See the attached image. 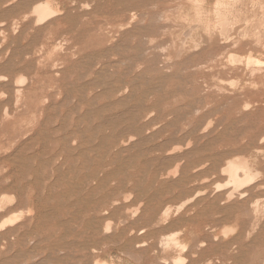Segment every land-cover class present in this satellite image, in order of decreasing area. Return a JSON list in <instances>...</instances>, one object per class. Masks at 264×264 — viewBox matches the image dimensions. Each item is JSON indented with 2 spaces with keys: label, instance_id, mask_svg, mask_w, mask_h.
I'll use <instances>...</instances> for the list:
<instances>
[{
  "label": "rangeland",
  "instance_id": "obj_1",
  "mask_svg": "<svg viewBox=\"0 0 264 264\" xmlns=\"http://www.w3.org/2000/svg\"><path fill=\"white\" fill-rule=\"evenodd\" d=\"M12 1L0 0V75L9 85L0 86V223L7 225L0 229V264L15 262L16 253L13 264H263L264 65L246 61L264 62L256 45L264 42L258 20H264V0L261 7V0H194L199 6L193 0H41L58 13L41 25L32 17L18 32L14 23L39 0L7 13L18 4ZM248 7L261 11L249 19ZM224 12L233 18L229 33ZM131 13L138 20L130 26ZM246 22L258 27L252 31ZM8 58L13 65L3 71ZM125 86L130 92L121 106L117 93ZM16 89L23 93L17 105ZM247 102L253 105L244 110ZM94 108L101 115L82 116ZM115 117L117 125L99 128ZM128 129L137 130L136 139L148 138L117 154ZM120 131L125 135L117 137ZM183 149L180 160L168 158ZM241 158L259 174L228 200L233 187L222 170ZM177 165L181 175L168 177ZM167 209L169 217L162 215ZM9 215L16 220L7 221ZM169 235L179 246L162 247Z\"/></svg>",
  "mask_w": 264,
  "mask_h": 264
},
{
  "label": "bare ground",
  "instance_id": "obj_2",
  "mask_svg": "<svg viewBox=\"0 0 264 264\" xmlns=\"http://www.w3.org/2000/svg\"><path fill=\"white\" fill-rule=\"evenodd\" d=\"M11 1V0H10ZM36 1H38V0H13L12 1V3H14V2H17L18 4L16 5V6H14L13 8H11L10 10H8L7 11V13H13V12H15V11H18L19 9H26L28 6H29V4H31V3H33V2H36ZM41 0H39L36 4H35V6L31 9V12H29V13H25L24 14V16L20 19V22H15L14 23V26H15V28L13 27L12 29H13V31L14 32H18L17 31V29L19 28V25L22 23V22H28V21H30L31 20V18L32 17H35V24L36 25H41V24H43V22H45L49 17H52V16H54L55 14H57L58 13V11L57 10H54L52 7H51V5H50V3L49 2H40ZM190 1V0H189ZM199 1V0H198ZM198 1H194L193 0V2L195 3H198ZM201 1V0H200ZM231 1H233V3H234V1H236V3L238 2L237 0H231ZM245 3H246V1H248V0H243ZM52 2H54V1H52ZM101 2V1H100ZM134 2V1H133ZM186 2H188L187 0H186ZM220 2V1H219ZM244 2H241L242 3V5L244 4ZM251 2V1H250ZM249 2V3H250ZM253 2V1H252ZM54 3H56V2H54ZM93 3V2H92ZM193 3V4H194ZM195 3V4H196ZM232 3V2H231ZM231 3H230V5H231ZM239 3V2H238ZM237 3V4H238ZM240 3V4H241ZM249 3H247V5L249 4ZM258 3V2H257ZM259 3H260V1H259ZM258 3V4H259ZM10 4V3H9ZM8 4V5H9ZM53 4V3H52ZM84 4V3H83ZM88 4V3H87ZM191 4H192V0H191ZM217 3H215V5H216ZM235 4V3H234ZM233 4V5H234ZM251 4L252 3H250V6H251ZM263 4V2H262V0H261V4H259L258 6H260V5H262ZM7 5V4H6ZM5 5V6H6ZM13 5V4H12ZM80 5H81V3H80ZM92 5V4H91ZM196 5H198V4H196ZM214 5V6H215ZM218 5H219V3H218ZM233 5H231L232 7H233ZM254 5V4H253ZM53 6V5H52ZM199 6V5H198ZM223 6H225L224 5V2L222 1L221 2V9H222V7ZM230 6V7H231ZM235 6V5H234ZM249 6V7H250ZM256 6V5H255ZM257 6V7H258ZM216 7V6H215ZM219 7H220V5H219ZM229 7V6H228ZM227 7V8H228ZM241 7V6H240ZM244 7H245V5L243 6V8H241L242 10H244ZM248 7V11L250 10V8ZM257 7H256V9H257ZM261 7V6H260ZM263 8H261V9H263L264 10V5L262 6ZM88 8V7H87ZM235 8V12H236V14L237 13H239V10H240V8H239V6H236V7H234ZM246 8H247V6H246ZM245 8V11L247 10ZM251 8H253L252 9V11H254V6L252 7L251 6ZM197 9H199V8H197ZM219 9V8H218ZM220 9V10H221ZM232 9V8H231ZM230 8H229V10H231ZM238 11H237V10ZM259 9V8H258ZM258 9H257V13H258ZM58 10H59V8H58ZM216 10V9H215ZM214 10V11H215ZM219 10V11H220ZM224 10H226V8L225 9H223V11ZM229 10H228V12H229ZM262 10V11H263ZM218 11V10H217ZM251 10L249 11L250 12V15H249V19H251L250 17L252 16V13H254V12H252ZM256 11V10H255ZM259 11H261L260 9H259ZM5 12H6V10H5ZM201 12V11H200ZM225 12H227V11H225ZM224 12V13H225ZM232 11H230L229 13H231ZM248 12V13H249ZM252 12V13H251ZM264 12V11H263ZM1 13H2V11H1ZM1 13H0V16H1ZM4 13V12H3ZM139 13V12H138ZM167 13V12H166ZM165 13V14H166ZM191 13V12H190ZM194 13V12H193ZM203 13V12H202ZM201 13V14H202ZM215 13V12H214ZM219 13V12H218ZM221 13V12H220ZM240 13H241V10H240ZM240 13H239V15H240ZM245 13V12H244ZM256 13V12H255ZM254 13V14H255ZM256 13V14H257ZM94 14V13H93ZM217 14V13H216ZM226 14V13H225ZM236 14H233V16L234 15H236ZM242 14V13H241ZM246 14L247 13H245V15L243 14V16L241 17L242 19H243V17L244 16H246ZM260 14V13H259ZM259 14H258V16H259ZM261 14H262V12H261ZM197 15V14H196ZM229 16L231 15L232 16V14H228ZM227 14H226V17L228 16ZM199 16H200V14H199ZM199 16H197V18H199ZM218 16V15H217ZM219 16H222L221 14L219 15ZM228 16V17H229ZM237 16V15H236ZM236 16H234V17H236ZM255 17L257 16V15H254ZM21 17V16H20ZM174 17V16H173ZM215 17H216V15H215ZM222 17H224V16H222ZM226 17H224V18H226ZM240 17V16H239ZM253 17V16H252ZM264 17V16H263ZM262 17V18H263ZM167 18V17H166ZM223 18V19H224ZM231 17H229V19H230ZM240 18V19H241ZM248 19V17L246 16L245 17V19ZM254 18V17H253ZM222 19V20H223ZM227 19V18H226ZM236 19H238L237 17L235 18V20ZM239 19V20H240ZM246 19V20H247ZM260 19V22L263 24L264 22H262V21H264V20H262L260 17L258 18V20ZM264 19V18H263ZM11 20V19H10ZM128 20H129V25L131 26L132 24H134L137 20H138V15L136 14V13H131L130 14V16H129V18H128ZM166 20V19H165ZM179 20H181V18L179 19ZM187 20V19H186ZM198 20V19H197ZM196 20V21H197ZM225 20V19H224ZM228 20V19H227ZM252 20H254V19H252ZM262 20V21H261ZM13 21H15V20H13ZM182 21V20H181ZM200 21V20H199ZM226 21V20H225ZM229 21V20H228ZM227 21V22H228ZM231 21H233V18L232 19H230V23H226L225 24V22L224 21H221L220 23H224L225 25H226V29H228L227 30V32L229 31L230 32V29L228 28V26L227 25H229V24H232V22ZM249 21V20H248ZM257 21V20H256ZM172 22V21H171ZM184 22H185V20H184ZM198 22V21H197ZM236 22V21H235ZM240 22V21H239ZM244 22V21H243ZM251 22V21H250ZM258 22V21H257ZM256 22V23H257ZM219 23V22H218ZM220 23H219V25H220ZM247 23V22H246ZM256 23H255V25H254V29H255V26L256 27H258V25H256ZM196 24V23H195ZM194 24V25H195ZM207 24V23H206ZM236 24V23H235ZM245 24V23H244ZM247 24H249V23H247ZM252 24V23H251ZM251 24H249L248 25V27H247V25L245 26V27H247V28H249V26H251ZM25 25V24H24ZM208 25V24H207ZM218 25V26H219ZM261 25V24H260ZM26 26V25H25ZM196 26H198L197 24H196ZM221 26V25H220ZM219 26V31L220 30H224V29H222L221 27ZM232 26V25H231ZM262 26V25H261ZM261 26H260V28H261ZM197 28V27H195V26H192V28ZM222 27H224L225 28V26H222ZM229 27H230V25H229ZM245 27H243V28H245ZM252 27H253V25L251 26V29H252ZM264 27V26H263ZM193 28V29H194ZM218 28V27H217ZM216 28V29H217ZM231 28H233V26L231 27ZM175 29V28H174ZM205 29H207V27L205 26ZM215 29V30H216ZM225 29V30H226ZM250 29V28H249ZM248 29V30H249ZM254 29H252V31L254 30ZM264 29V28H263ZM189 30H190V27H189ZM232 30V29H231ZM242 30H245V29H242ZM258 30V29H257ZM191 31V30H190ZM207 31H208V29H207ZM212 31V30H211ZM239 31H241V30H239ZM238 31V32H239ZM251 31V32H252ZM262 31V30H261ZM264 31V30H263ZM2 32V31H1ZM14 32H12V33H14ZM188 32V30H186V33ZM225 32V31H224ZM226 32V33H227ZM228 32V33H229ZM237 32V33H238ZM245 33H243L244 34V36H245V34H246V31H244ZM248 32V31H247ZM250 32V33H251ZM185 33V31H184V33H182V34H186ZM188 33H190V32H188ZM227 33V34H228ZM241 33V34H240ZM254 33H255V31H254ZM264 33V32H263ZM27 34V33H26ZM221 34H223V32L222 33H220V35ZM239 34L240 35H242V31L241 32H239ZM258 34V33H257ZM257 34H254V36L255 35H257ZM261 34V33H260ZM188 34H186V35H183V37L185 36V38L186 37H189V36H187ZM219 35V36H220ZM224 35V34H223ZM238 35V34H237ZM239 35V36H240ZM247 35H248V33H247ZM250 36H251V34H249ZM22 36V35H21ZM221 37H224V36H222L221 35ZM225 37H226V41H227V37L228 36H226L225 35ZM225 37H224V39H225ZM246 37V36H245ZM249 37V36H248ZM2 38H3V35H2ZM30 38V37H29ZM249 38H251V37H249ZM248 38V39H249ZM253 38V37H252ZM229 39H231V37L229 38ZM59 40V39H58ZM202 40V39H201ZM200 40V41H201ZM29 41V40H28ZM32 41V40H31ZM184 41H185V39H184ZM184 41H183V43H184ZM225 40L223 41V42H226ZM5 42V38L4 39H2L1 40V43H0V46H2L3 45V43ZM119 42V41H118ZM28 43H30V42H28ZM256 43V42H255ZM33 44V43H32ZM37 44V43H36ZM35 44V45H36ZM175 44V43H174ZM181 44V43H180ZM12 45V44H11ZM26 45V44H25ZM172 45V44H171ZM257 46H259V47H261V50L263 49V51H264V42L263 43H261L260 41L259 42H257V44H256ZM59 46H60V44H59ZM183 46H184V44H183ZM183 46H181L182 47V49H183ZM117 47V46H116ZM1 48V47H0ZM113 48H115V45H114V47ZM119 48V47H118ZM118 48H116V49H118ZM123 48V47H122ZM195 48V47H194ZM18 49H19V47H18ZM24 49V48H23ZM23 49H21V52H22V50ZM55 49V48H54ZM124 49V48H123ZM196 49V48H195ZM10 50H12V52H14L13 51V49H10ZM17 50V48L15 49V51ZM174 50V49H173ZM9 51V50H8ZM8 51H7V53H8ZM19 51V50H18ZM54 51V50H53ZM20 52V53H21ZM7 53H5V54H7ZM16 52H14V54H15ZM24 53H25V51H24ZM108 53V52H107ZM180 53V52H179ZM182 53V52H181ZM10 54V53H9ZM13 53H12V55H14ZM12 55H11V57H12ZM19 55V54H18ZM76 54H72V56H75ZM233 55V54H232ZM231 55V56H232ZM28 56V55H27ZM230 55H228V57H229ZM233 56H235V55H233ZM48 57V56H47ZM87 57V56H86ZM86 57H82V59H81V62H84V60L86 59ZM168 58V57H167ZM220 58V57H219ZM233 58V57H232ZM232 58H230V59H232ZM236 58V56L234 57V60H239V57H238V59H235ZM243 58V57H242ZM89 59V58H88ZM166 59V58H165ZM229 59V58H228ZM227 59V60H228ZM244 59V58H243ZM8 60H9V58H8ZM47 60V59H46ZM169 60V59H168ZM233 60V59H232ZM41 61V60H40ZM127 61V60H126ZM241 61H242V59H241ZM248 61V62H247ZM247 61H246V64L248 65L249 63H250V65H251V63L252 64H254V65H257V66H262V65H264V62L263 61H260V60H257V59H255L254 57H252V56H248V58H247ZM231 62V61H230ZM232 62H235L236 63V61H232ZM113 63V62H112ZM124 63V62H123ZM240 63V62H239ZM238 63V64H239ZM38 64V63H37ZM40 64V63H39ZM38 64V65H39ZM111 64V63H110ZM231 64H233V63H231ZM13 64H12V61L11 60H9L8 62H6V64H5V66H4V64H3V66H4V70L3 71H5V69L7 70V69H10L11 68V66H12ZM240 65H242V63L240 64ZM41 66V65H40ZM249 66V65H248ZM54 67V66H53ZM71 67V66H70ZM234 67V66H233ZM247 67V66H246ZM259 68V67H258ZM20 69V68H19ZM23 70H25V69H22V71ZM255 70V69H254ZM0 71H1V69H0ZM17 71V70H16ZM256 71H260V69L259 70H257L256 69ZM2 72V71H1ZM0 72V73H1ZM36 72V71H35ZM252 73V72H251ZM97 74V73H96ZM253 74V73H252ZM106 78V77H105ZM166 79V78H165ZM214 79H216V78H214ZM213 80V79H212ZM8 81V78L6 77V76H3L2 74L0 75V86L2 87V86H4V88L5 87H8L9 85L6 83ZM30 81V80H29ZM23 82H24V80H18L17 82H15V83H17V85L19 86V84H23ZM88 82V81H87ZM219 82H220V80H219ZM223 82V81H222ZM230 82H233V81H230ZM86 83V82H85ZM93 83V82H92ZM106 83V82H105ZM221 83V82H220ZM237 83V81H235V85H237L236 84ZM247 83V82H246ZM83 84V83H82ZM88 84V83H87ZM94 84H95V81H94ZM97 84H98V82H97ZM187 84H188V82H187ZM234 85V84H233ZM22 86V85H21ZM53 86V85H52ZM245 86V85H244ZM23 87V86H22ZM230 87V86H229ZM251 87V86H250ZM249 87V88H250ZM132 88V87H131ZM152 89V88H151ZM157 89V88H156ZM218 89V88H217ZM220 89V88H219ZM100 90V89H99ZM130 90V86H125V87H122L119 91H118V93L117 94H119L118 95V99H117V103H118V105H124L125 104V102H126V100H127V97L125 96L128 92H130L129 91ZM222 90V89H221ZM225 91V90H224ZM15 93H14V97H15V94H16V99L14 98V104L15 105H17V104H19L20 103V101L21 100H23L22 99V97H23V93H22V90L21 89H16L15 91H14ZM34 94V93H33ZM1 95H4V94H1ZM35 95V94H34ZM65 96H66V94H64ZM94 97V96H93ZM99 96H95L94 97V99H97ZM71 98V97H70ZM149 99V98H148ZM6 101V100H5ZM11 101V100H10ZM33 101V100H32ZM153 101V100H152ZM45 102H46V100H45ZM92 103V102H91ZM111 103V102H110ZM3 104V103H2ZM9 104V103H8ZM13 104V105H14ZM15 105H14V107H15ZM253 104L252 103H249V102H247V103H245V104H243L242 106H243V109L245 110H247L249 107H251ZM255 105V104H254ZM185 106V105H184ZM48 107V106H47ZM50 107V106H49ZM52 107V106H51ZM101 107V106H100ZM99 107V108H100ZM133 107V106H132ZM136 107V106H135ZM183 107V106H182ZM5 108V107H4ZM13 108V107H12ZM109 108V107H108ZM139 108V107H138ZM220 108V107H219ZM6 109V108H5ZM8 109V108H7ZM127 109V108H126ZM133 109H137V108H133ZM9 110V109H8ZM129 110V109H128ZM219 110V109H218ZM4 112V116H6V118H8V112H7V110H3ZM67 111V110H66ZM134 112H135V110H134ZM138 112V111H137ZM77 113V112H76ZM83 113H85V112H83ZM82 113V116H84V117H86L85 115H93L94 117H96V116H98L99 114L101 115V110H98V108H94L92 111H90V112H88V113H85V114H83ZM121 113V112H120ZM124 113H125V111H124ZM131 113H133V112H131ZM196 113H199V109H197L196 110ZM153 114V113H152ZM117 115H119L118 113H117ZM116 116V115H115ZM120 116V115H119ZM78 118H79V116H77ZM88 117V116H87ZM105 117V116H104ZM114 117V116H113ZM5 118V119H6ZM10 118V117H9ZM68 118V117H67ZM77 118V119H78ZM106 118V117H105ZM116 118V117H115ZM125 118V117H124ZM154 118V117H153ZM45 119H46V117H45ZM21 120V119H20ZM47 120V119H46ZM207 122H208V120H207ZM119 123V118H116V119H112L111 118V120H108V119H105V120H103V122L100 124V123H98V124H100L99 125V128H103V127H112V126H115V125H117ZM173 123V122H172ZM44 124V123H43ZM72 124V123H71ZM174 124V123H173ZM190 124V123H189ZM59 125V124H58ZM67 126V125H66ZM94 126H96V125H94ZM191 126V125H190ZM56 127V126H55ZM77 127V126H76ZM92 127V126H91ZM97 127V126H96ZM188 127V126H187ZM81 128V127H80ZM94 128V127H93ZM95 129V128H94ZM130 129H132V128H130ZM57 131V130H56ZM133 131H135V132H133ZM195 131V130H194ZM202 131H203V129H202ZM140 133H141V131H139ZM218 132H219V130H218ZM69 133V132H68ZM67 133V134H68ZM120 133H121V131H120ZM122 133H124V132H122ZM119 134V135H117V137H119V136H122V135H125V133L124 134ZM127 134H129L130 136L128 137V139H125V140H122L121 141V143L118 145V147H117V150H116V153L117 154H121V153H123V152H125V151H128L129 149H132V148H136L137 146H140L142 143H144L145 141H146V139L148 138V137H145L146 139H144V138H141V139H136L135 137L136 136H140L139 135V133L137 132V130H135V129H133V130H127V132H126ZM152 133V132H151ZM240 134V133H239ZM40 135V134H39ZM185 135V134H184ZM36 136H37V134H36ZM52 136V135H51ZM114 136V135H113ZM115 137V136H114ZM143 137V136H142ZM186 137V136H185ZM190 137V136H189ZM140 138V137H139ZM149 138H150V136H149ZM190 138H188V140H189ZM208 140H210L209 138H208ZM148 141V140H147ZM167 141V140H166ZM165 141V142H166ZM174 141V140H173ZM72 142H74V141H72ZM72 142H70V143H72ZM99 142V141H98ZM161 142H163V141H161ZM160 142V143H161ZM182 142V141H181ZM167 143V142H166ZM175 143V142H174ZM188 143H189V141H188ZM187 143V144H188ZM192 143V142H191ZM196 143H198V142H196ZM78 144V143H77ZM262 144H264V133L260 136V141H259V145H262ZM184 145H186V144H184ZM189 145H190V143H189ZM204 145V144H203ZM158 146V145H157ZM176 146V145H175ZM178 146V145H177ZM176 146V147H177ZM221 146V145H220ZM42 147V146H41ZM40 147V148H41ZM91 147V146H90ZM93 147V146H92ZM172 147H174V146H172ZM181 147V146H180ZM186 147V146H185ZM184 147V148H185ZM189 146H187L186 148H188ZM197 147V146H196ZM222 147V146H221ZM154 148H155V146H154ZM153 148V149H154ZM200 148V147H199ZM143 149H145V148H143ZM151 149H152V147H151ZM151 149H150V151H151ZM177 149H178V147H177ZM222 149V148H221ZM257 149V151H260L262 148L259 146V147H257L256 148ZM147 150H149V149H147ZM174 150H175V148H174ZM184 150V149H183ZM187 150V149H186ZM195 150H198V148L197 149H195ZM17 151V150H16ZM115 151V150H114ZM138 151H140L139 149H138ZM142 151V150H141ZM177 151V150H176ZM188 151V150H187ZM193 151V150H192ZM222 151V150H221ZM148 152V151H147ZM190 152V151H189ZM225 152V151H224ZM16 153V152H15ZM14 153V154H15ZM43 153V152H42ZM167 153V152H166ZM187 153V152H186ZM217 153H219V152H217ZM221 153H223V152H221ZM168 154V153H167ZM184 154H185V150H184V152H174L173 151V153L171 152V154H169L168 156V158L171 160V159H175V160H180L181 158H183V156H184ZM187 154H189V153H187ZM224 154V153H223ZM186 155V154H185ZM188 156V155H187ZM190 156V155H189ZM214 156V155H213ZM218 156V155H217ZM223 156V155H222ZM186 157V156H185ZM207 157V156H206ZM210 157V156H209ZM224 157V156H223ZM52 158V157H51ZM125 158V157H124ZM127 158V157H126ZM125 158V159H126ZM155 158V157H154ZM162 158V157H161ZM160 158V159H161ZM165 158H166V155H165ZM167 159V158H166ZM29 160V159H28ZM57 160H59V159H57ZM155 160V159H154ZM158 160V159H157ZM162 160V159H161ZM239 160V159H238ZM161 162V161H160ZM162 162H164V161H162ZM184 162V161H183ZM182 162V163H183ZM140 163H142V161L140 162ZM179 163V162H178ZM204 163V162H203ZM227 163V162H226ZM162 164V163H161ZM165 164H168V163H165ZM180 164V163H179ZM185 164V162L183 163V165ZM200 164H202V163H200ZM77 165V164H76ZM159 165H160V163H159ZM163 165V164H162ZM181 165V164H180ZM179 165V166H180ZM209 165V164H208ZM179 166L177 165V167L175 168V170L173 171L172 170V172H170V173H166L167 174V176L168 177H172V178H176L177 176H178V173H179V170L178 169H180L179 168ZM57 167H60V164H59V166H57ZM159 167V166H158ZM161 167V166H160ZM181 167V166H180ZM203 167V166H202ZM202 167H200L201 168V171L203 170L204 171V167L202 168ZM13 169H15V168H13ZM199 169V168H198ZM208 169V168H207ZM206 169V170H207ZM153 170V169H152ZM222 170V169H221ZM52 171V170H51ZM193 171H196V170H193ZM199 171H200V169H199ZM168 172V171H167ZM181 172V171H180ZM188 172V171H187ZM189 173V172H188ZM200 173V172H199ZM202 173V172H201ZM222 173L223 174H225V175H228V179H227V182L226 183H228V184H230L233 188H232V192H227V194H228V196H227V194L225 195L226 197H227V199L228 200H231L232 198H233V196H236L235 195V192H239V191H242L243 190V188H245V187H247L248 186V188L250 187L249 185L250 184H252L253 183V181L255 180V178L257 177V175L259 174V172H256L255 173V171L254 170H252L250 167H249V165H248V162L247 161H245V160H242V158H241V161H228V164L226 165V167H224V169L222 170ZM180 174V173H179ZM184 174V173H183ZM196 174V173H195ZM194 174V175H195ZM181 175V174H180ZM167 176H166V178H167ZM55 178H57V177H55ZM198 178V177H197ZM159 179V178H158ZM94 180V179H93ZM202 180V179H201ZM211 180V179H210ZM204 181H205V179H204ZM208 181V180H207ZM171 182H173V181H171ZM170 182V183H171ZM212 182V181H211ZM258 182V181H257ZM194 183V182H193ZM209 183V182H208ZM207 183V184H208ZM216 183H218V182H216ZM226 183H224V184H221L223 187H224V185L226 184ZM255 183V182H254ZM9 184V183H8ZM129 184V183H128ZM210 184V183H209ZM227 184V186H229ZM204 185H206V184H204ZM216 185V184H215ZM217 186H218V184H217ZM216 186V188L219 190V189H221L220 187L218 188ZM219 186H220V184H219ZM221 186V187H222ZM226 186V185H225ZM226 186V187H227ZM42 187V186H41ZM193 187V186H192ZM215 187V186H214ZM129 188V187H128ZM191 188V187H190ZM225 188V187H224ZM216 189V190H217ZM227 189V188H226ZM256 189H257V187H256ZM53 190V189H52ZM205 190V189H204ZM204 190H203V192H204ZM54 192V191H53ZM214 192V191H213ZM135 193V192H134ZM205 193V192H204ZM128 194V193H127ZM127 194H125L126 196H128V197H126L127 198V200H129L128 198L131 196V195H133V194H130V192H129V194L130 195H127ZM144 194V193H143ZM196 194V193H195ZM194 194V195H195ZM238 194V193H237ZM123 195V194H122ZM197 195V194H196ZM206 195V194H205ZM242 195H243V193H242ZM152 196V195H151ZM200 196V195H199ZM203 196V195H202ZM243 196H245V195H243ZM4 197V196H3ZM124 198H125V196H123ZM240 197H242V196H240ZM240 197H238V198H240ZM1 198V197H0ZM6 199H7V197H5ZM13 198V197H12ZM124 198H123V200H124ZM245 198V197H244ZM9 199V198H8ZM130 199H131V197H130ZM147 199V198H146ZM149 199H150V197H149ZM187 199V198H186ZM190 199V198H189ZM261 199V198H260ZM259 199V200H260ZM2 200H3V198H2ZM191 200L192 199H190L189 201L188 200H185V198H184V200L183 201H187V203L186 204H188V202L190 203L191 202ZM262 200V199H261ZM126 201V200H125ZM256 201H258V200H256ZM7 202V201H6ZM142 202V201H141ZM184 202V203H185ZM115 203V201H113V204ZM116 203H118V202H116ZM144 204V203H143ZM181 207H182V201H181ZM186 204H184V205H186ZM255 204V203H254ZM138 205H139V208H140V204L138 203ZM256 205V204H255ZM143 206V205H142ZM163 206V205H162ZM180 206V205H179ZM179 206H178V208L176 209L177 211L179 210V209H181V207L179 208ZM253 206V205H252ZM263 206V205H262ZM226 207V206H225ZM261 207V206H260ZM167 208V207H166ZM165 208V209H166ZM174 208V207H173ZM221 208V207H220ZM226 208H228V207H226ZM0 209H1V207H0ZM222 209V208H221ZM225 209V208H224ZM2 210V209H1ZM132 210H134L133 208H132ZM136 210V209H135ZM256 210H257V208H256ZM255 210V211H256ZM128 211V210H127ZM136 211H139V209L138 210H136ZM163 212L165 211V210H162ZM221 211V210H220ZM262 211H263V208H262ZM130 212V211H129ZM163 212H161V214L163 213ZM170 209H167L165 212H164V214H162V215H164V216H166V217H169V214H170ZM264 212V211H263ZM20 214L22 213L21 211L19 212ZM9 216H11V215H9ZM13 216V215H12ZM8 217L9 218V220H7V221H12L13 222V219L14 220H16L14 217ZM38 217V216H37ZM10 218H13L12 220L10 219ZM7 219V218H6ZM18 219V218H17ZM161 219V218H160ZM167 219V218H166ZM163 220H165V219H163ZM220 220V219H219ZM2 221H4V223H0V229H4L7 225L5 224V219L4 220H2ZM6 221V222H7ZM210 221V220H209ZM218 221V220H217ZM15 222V221H14ZM171 222V221H170ZM264 222V221H263ZM8 223V222H7ZM11 223V222H10ZM110 223V222H109ZM13 224V223H12ZM106 224V223H105ZM164 224V223H163ZM170 224V223H169ZM11 225V224H10ZM106 227V226H105ZM110 229V225H108L107 224V227H106V232L108 231ZM159 229V228H158ZM162 229V228H161ZM15 232V231H14ZM141 232V231H140ZM223 233V232H222ZM139 234V233H138ZM24 235V234H23ZM171 235H173V234H171ZM177 235H178V233H177ZM170 236V235H169ZM162 238H165V237H162ZM162 238H160V239H162ZM166 239V240H165ZM165 239H162L164 242H161L162 243V247L164 246V247H167V248H169V246L171 245V244H174L175 245V247H177V246H179V245H177L178 243H177V240H176V238H174V237H169V238H165ZM222 239V238H221ZM99 241V240H98ZM159 242H160V240H159ZM251 242V241H250ZM254 242V241H253ZM18 244V242H14V244L12 245V248H14L16 245ZM69 244V243H68ZM76 244V243H75ZM65 245V244H64ZM63 245V246H64ZM160 245V244H159ZM177 245V246H176ZM223 245V244H222ZM247 245V244H246ZM66 246V245H65ZM72 246V245H71ZM75 246V245H74ZM139 246V245H138ZM144 246H145V244H144ZM221 246V245H220ZM226 246V245H225ZM42 247V246H41ZM161 247V245H160V248H162ZM181 247V246H180ZM179 247V248H180ZM183 247V246H182ZM245 247V246H244ZM30 248V247H29ZM37 248V247H36ZM33 249V248H32ZM35 249V248H34ZM172 249V248H171ZM185 249V248H184ZM28 251V250H27ZM26 251V252H27ZM30 251H32V250H30ZM182 251H183V249H182ZM99 252V251H98ZM23 253V252H22ZM25 253V252H24ZM93 253V252H92ZM235 253V252H234ZM0 254H1V252H0ZM12 255H14V254H12ZM11 255V256H12ZM65 256V255H64ZM117 256V255H116ZM13 258H11V259H13L15 262H13V263H16V260H17V258H18V256H17V253L14 255V256H12ZM61 257V256H60ZM27 258H28V256H27ZM76 258V257H75ZM7 259H9V258H7ZM42 259V258H41ZM6 260V259H5ZM45 260H47V259H45ZM45 260H40V261H45ZM50 260H51V258H50ZM112 260V259H111ZM2 261V260H1ZM96 261V260H95ZM108 261V260H107ZM107 261H99L98 260V262H96V264H110L109 262H107ZM162 261H164V260H162ZM172 261V264H183L184 263V261L182 260V259H175L174 261L173 260H171ZM69 262V261H68ZM121 262V261H120ZM230 262V261H229ZM248 262V261H247ZM12 263V264H13ZM37 263H39V262H37ZM36 263V264H37ZM166 263V262H165ZM2 264V263H1ZM4 264V263H3ZM93 264H95V263H93ZM264 264V263H263Z\"/></svg>",
  "mask_w": 264,
  "mask_h": 264
}]
</instances>
